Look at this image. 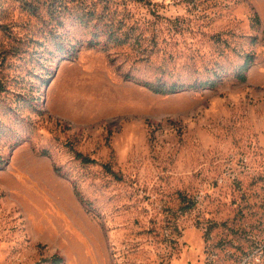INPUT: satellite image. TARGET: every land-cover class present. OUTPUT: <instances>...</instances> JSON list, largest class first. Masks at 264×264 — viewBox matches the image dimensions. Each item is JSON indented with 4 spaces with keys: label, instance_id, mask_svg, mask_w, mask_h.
<instances>
[{
    "label": "rangeland",
    "instance_id": "374dc122",
    "mask_svg": "<svg viewBox=\"0 0 264 264\" xmlns=\"http://www.w3.org/2000/svg\"><path fill=\"white\" fill-rule=\"evenodd\" d=\"M63 2L0 0V264H240L264 232V0Z\"/></svg>",
    "mask_w": 264,
    "mask_h": 264
},
{
    "label": "trees",
    "instance_id": "16d2710c",
    "mask_svg": "<svg viewBox=\"0 0 264 264\" xmlns=\"http://www.w3.org/2000/svg\"><path fill=\"white\" fill-rule=\"evenodd\" d=\"M64 0H46V2H49L50 6L52 9H59L60 6L64 5ZM58 7V8H57ZM105 31V29L103 30ZM97 33H94L93 38L89 41V45L90 46H97L100 44V42L97 40L99 39L98 37H100V34L98 31H95ZM108 32V33H107ZM105 31V34L108 38L107 40L111 43H114L116 45H121L123 43L126 42V39H123V37H121L119 34H116V31H113L112 29L109 31ZM263 35H264V30H263ZM75 52L72 54L74 55ZM255 60V56L254 54H247L246 59L244 61V63L240 66L238 72L236 73V79L239 82H246L248 79V71L251 69L253 63ZM127 77H130L127 74ZM224 78V75H219V79L216 81H207V82H197L195 84H193L192 86H190L189 88L191 89H200L202 87L204 88H215L218 83ZM130 79V78H129ZM141 84H143L144 86H147L150 90H152L154 93L157 94H173V93H177V92H181L183 90L186 89L185 86L183 85H178V84H171L168 85L166 83H161V82H146V81H140ZM77 157L82 159L83 162L85 163H93L95 160H93L92 158H89L87 156H84L81 153L77 154ZM3 165V161L2 159H0V167ZM53 261L55 264H60L63 261L62 257H58L55 256L53 258Z\"/></svg>",
    "mask_w": 264,
    "mask_h": 264
},
{
    "label": "built area",
    "instance_id": "2783aa9c",
    "mask_svg": "<svg viewBox=\"0 0 264 264\" xmlns=\"http://www.w3.org/2000/svg\"><path fill=\"white\" fill-rule=\"evenodd\" d=\"M240 264H264V232L254 246L242 258Z\"/></svg>",
    "mask_w": 264,
    "mask_h": 264
}]
</instances>
